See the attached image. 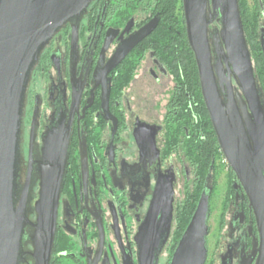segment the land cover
Here are the masks:
<instances>
[{
  "label": "flooded vegetation",
  "instance_id": "obj_1",
  "mask_svg": "<svg viewBox=\"0 0 264 264\" xmlns=\"http://www.w3.org/2000/svg\"><path fill=\"white\" fill-rule=\"evenodd\" d=\"M252 11L260 35L264 0H254ZM152 22L153 31L114 65ZM59 120L69 125L70 136L50 264H140L141 228L156 192L170 185L167 231L159 201L165 238L156 260L169 264L208 177L205 264L263 263L264 239L253 209L220 152L202 100L182 0H95L80 22L76 45L70 25L60 30L32 75L23 122L25 169L29 154L40 160L42 137ZM220 157L226 185L211 230ZM32 179L37 194L36 166Z\"/></svg>",
  "mask_w": 264,
  "mask_h": 264
},
{
  "label": "water",
  "instance_id": "obj_2",
  "mask_svg": "<svg viewBox=\"0 0 264 264\" xmlns=\"http://www.w3.org/2000/svg\"><path fill=\"white\" fill-rule=\"evenodd\" d=\"M94 2L0 0V264H50L70 128L63 121L55 122L42 137L40 160L34 162L29 154L25 169L22 145L28 91L52 39L70 25L72 45H76L80 22ZM182 6L210 124L226 164L248 196L264 239V93L255 76L239 2L182 0ZM154 28L152 22L132 37L114 65ZM259 45L264 65V31ZM34 166L38 168L37 194ZM210 193L208 177L169 264H205ZM160 200L167 231L170 185L156 192L141 228L140 264H156L163 245Z\"/></svg>",
  "mask_w": 264,
  "mask_h": 264
},
{
  "label": "trees",
  "instance_id": "obj_3",
  "mask_svg": "<svg viewBox=\"0 0 264 264\" xmlns=\"http://www.w3.org/2000/svg\"><path fill=\"white\" fill-rule=\"evenodd\" d=\"M238 2H239L241 20H242V24L244 28V34H245L246 42H247V45H248V48L251 54V60H252V64L254 67L255 76L258 80L260 87L262 88L264 92V72H263L264 66H263V59H262V54L260 50V45H259V34L257 32V16H254L253 13H249L247 8L245 7V4L240 2V0H238ZM187 52L190 58H192L188 50ZM195 76H196V73H195ZM194 208H195V205L193 204L191 209L188 210L185 220L182 224L181 232L184 231L194 211Z\"/></svg>",
  "mask_w": 264,
  "mask_h": 264
},
{
  "label": "rangeland",
  "instance_id": "obj_4",
  "mask_svg": "<svg viewBox=\"0 0 264 264\" xmlns=\"http://www.w3.org/2000/svg\"><path fill=\"white\" fill-rule=\"evenodd\" d=\"M240 2L243 3V0H240ZM247 5L245 4V7L247 10L253 13V5H254V0H246ZM264 66V65H263ZM264 72V69H263ZM224 162L222 157L219 158V160L216 161V171H215V186H214V191L211 196L210 200V212H211V217L209 220V226L211 230H214V225L213 220L216 221L219 216L220 208H221V201L224 196V191H225V185H226V170L224 167ZM195 205V204H194ZM215 223V222H214Z\"/></svg>",
  "mask_w": 264,
  "mask_h": 264
}]
</instances>
